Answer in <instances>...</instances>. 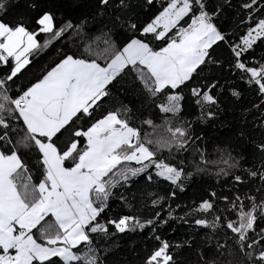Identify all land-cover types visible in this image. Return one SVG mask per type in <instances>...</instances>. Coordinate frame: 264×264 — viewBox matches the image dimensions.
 Segmentation results:
<instances>
[{"label":"snow or ice","instance_id":"snow-or-ice-1","mask_svg":"<svg viewBox=\"0 0 264 264\" xmlns=\"http://www.w3.org/2000/svg\"><path fill=\"white\" fill-rule=\"evenodd\" d=\"M0 264H264V0H0Z\"/></svg>","mask_w":264,"mask_h":264},{"label":"trees","instance_id":"trees-1","mask_svg":"<svg viewBox=\"0 0 264 264\" xmlns=\"http://www.w3.org/2000/svg\"><path fill=\"white\" fill-rule=\"evenodd\" d=\"M49 57L48 56H43L40 58V60L37 62L36 64V68H39L40 65H43L45 64L46 61H48ZM33 71H35V68L33 69ZM230 118V117H229ZM205 132L206 134L209 136V137H218V136H222L226 129L222 128V127H205ZM209 152L211 153L212 152V148L210 147L209 148ZM216 157L213 155L211 156V159H215ZM209 167L211 168V165H209ZM197 181L200 180V177H197L196 178ZM205 179H207L205 177ZM209 183H212V181H209ZM201 188V184L200 183H196V184H193V185H190L188 187V190L186 193L184 194H180V198L179 200L177 201L178 203H190V199H199V195L201 194L199 191H197L198 189ZM195 193V195H194ZM175 206V205H173ZM175 228H176V231L173 232L171 230V228H167L166 231H167V238L169 239H178L180 237L183 236V234L189 230V226L187 224H183V223H175Z\"/></svg>","mask_w":264,"mask_h":264}]
</instances>
